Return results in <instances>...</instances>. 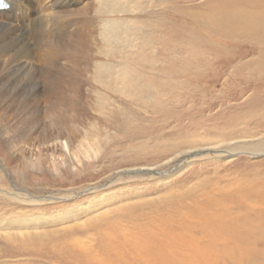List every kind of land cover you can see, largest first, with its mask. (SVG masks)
Wrapping results in <instances>:
<instances>
[{
  "label": "rangeland",
  "instance_id": "374dc122",
  "mask_svg": "<svg viewBox=\"0 0 264 264\" xmlns=\"http://www.w3.org/2000/svg\"><path fill=\"white\" fill-rule=\"evenodd\" d=\"M126 2L110 17L126 24L125 44H113L111 59L99 38L94 48L97 64H111L108 88L94 82L87 106L68 114L78 124L73 138L86 137L74 140L73 160L88 171L73 176L58 157L64 174L48 164L43 178L32 147L8 167L0 159V264H146L100 251L104 226L129 209L151 212L264 177V24L254 22L264 0ZM71 61L64 68H82L87 87L89 64Z\"/></svg>",
  "mask_w": 264,
  "mask_h": 264
},
{
  "label": "bare ground",
  "instance_id": "6f19581e",
  "mask_svg": "<svg viewBox=\"0 0 264 264\" xmlns=\"http://www.w3.org/2000/svg\"><path fill=\"white\" fill-rule=\"evenodd\" d=\"M4 1L9 8L0 10V159L8 167L18 151L32 147L31 164L43 178L50 172L48 164L59 175L64 168L76 176L88 167L82 162L80 168L73 160V155L78 157L74 140L83 145L86 137L79 133L73 138L78 124L68 121V114L87 106L85 94L96 91L97 81L108 88L111 64H97L94 48L99 38L102 51L112 58L113 44L118 42L121 49L122 38L125 44L126 24L110 17L124 12L126 0H85L81 6V0ZM255 18V24H264V12ZM69 60L77 67L89 64L87 87L82 88L83 76L77 73L82 68L73 74L71 66L64 68ZM195 142L190 146H198ZM58 157L65 167H59ZM263 178L235 180L227 191L205 188L189 201L179 198L151 212L129 209L106 223L100 251L126 258L147 256L146 264H215L233 256L264 264Z\"/></svg>",
  "mask_w": 264,
  "mask_h": 264
}]
</instances>
